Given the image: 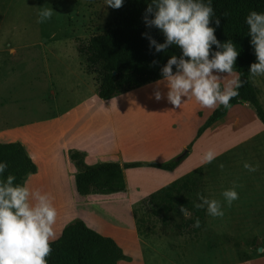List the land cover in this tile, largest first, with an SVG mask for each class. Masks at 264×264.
<instances>
[{
	"label": "crops",
	"instance_id": "1",
	"mask_svg": "<svg viewBox=\"0 0 264 264\" xmlns=\"http://www.w3.org/2000/svg\"><path fill=\"white\" fill-rule=\"evenodd\" d=\"M159 80L152 83L155 84ZM146 87L147 85L141 86L128 94L114 95L106 100H101L96 95L85 98L83 103L86 105V119H81L82 129L77 128L80 131L76 134V140L70 133L67 138L62 132L61 135L55 136L54 145L47 149L42 147L43 141L32 139L25 134L18 135L7 133L5 129L0 130V143L18 142L35 165V173L28 175L22 184L27 183L35 190L34 185L37 182L55 176L65 184L62 188V192L66 193L65 200L62 204L54 205L57 210L54 231L59 236L62 228L69 222L75 219L82 221L89 229L111 238L121 249L126 259L116 264H219V258L208 257V262L205 257V248L214 249L217 244L211 240L212 244L208 242L209 244L205 245L207 241L204 233L207 230L213 234L219 233L221 226L217 220L220 217L211 216V224L203 227L200 223L198 228L193 227L195 220L198 218L200 221L204 213L210 217L206 209H196L193 205L200 202L197 194L220 200L223 204L221 193L236 182L240 185L235 189L239 199L235 200L231 207L224 205V216H243L256 220L254 226H249L248 231L253 234L251 239L256 238L260 242L264 252V226H261L264 219L263 124L252 119V128L237 136L236 126L239 119L235 114L240 112L250 118L251 112L246 103L235 104L196 137L193 144H181L180 150L172 152L163 138L172 132V125L183 123L182 118H185L184 122L192 119L197 124L202 119H199L201 117L198 109L190 103L191 105H186L189 109L184 117L173 121L170 119L171 113H164L157 129L145 128L142 129L143 136H130L123 128L124 124L135 121L132 112L137 113V116L139 113L145 117L149 114L153 117L156 115L154 110H148L145 101L136 103L142 96L141 91ZM124 102L125 107H120ZM186 102L189 103L187 100ZM84 104L75 105V113ZM9 137L12 140L6 141ZM190 145L191 148L187 150ZM195 149L204 152L211 150L217 153L216 159L209 164H201L203 156H197L199 152ZM73 151L81 154L83 163L87 166L103 162L119 165L132 162L165 163L179 156H183V159L171 171L150 167L123 169L122 191L81 197L76 194L74 187L76 168L68 158L69 152ZM246 162L253 166L259 165L257 171H247L243 167ZM220 164L224 165L223 169L218 167ZM165 189L166 194H160V198L162 195L165 198L168 194V200L179 201L181 206L185 202H192L188 208L191 216L186 218L180 214L181 218H185L184 223L180 220L179 223L178 218L174 222H165L161 213H152L147 208L146 202L149 198ZM153 218L156 219L157 225L152 221ZM189 221L191 222L188 223ZM189 228L192 238L190 241L183 240L179 245L177 239L186 237ZM193 234L195 236H192ZM245 263L264 264V254L261 253V256Z\"/></svg>",
	"mask_w": 264,
	"mask_h": 264
},
{
	"label": "rangeland",
	"instance_id": "2",
	"mask_svg": "<svg viewBox=\"0 0 264 264\" xmlns=\"http://www.w3.org/2000/svg\"><path fill=\"white\" fill-rule=\"evenodd\" d=\"M41 8H51L54 11L52 18L45 23H37V13ZM114 22L115 14L105 5V0H0V130L25 134L43 141L42 147L46 149L54 145L55 136L62 132L67 138L70 133L76 140V134L80 131L77 128L82 129L81 119H86L84 99L94 97L98 86V77L87 69L77 48ZM249 84L256 91L264 111V76L249 77ZM146 85L136 103L145 101L147 105H143L148 110H154L155 117L150 114L145 117L141 113L137 116V113L132 112L135 121L124 124L123 129L130 136L141 137L144 132L142 129L158 128L164 113H171L170 119L175 121L186 115V110L189 109L186 105L192 103L198 109L199 119H202L198 122L200 124L192 119L184 122L185 118H182L183 123H174L172 132L163 138L172 152L180 150L181 144H193L197 129L213 110L202 108L194 98L185 99L180 108H174L166 98L160 101L153 98L156 90L165 94L167 92L162 79L155 84L150 82ZM131 90L133 89L117 95L128 94ZM80 104L84 105L78 108L80 113L77 114L73 108ZM125 105L126 102L120 107ZM249 110L250 118L240 112L235 114L239 119L237 136L252 128V119L260 122L250 107ZM10 140L12 138L9 137L6 141ZM198 152L199 157L205 153L201 149ZM63 187L65 184L56 176L44 178L34 185L35 190L50 196L53 206L62 204L65 200ZM155 220L152 219L157 225ZM211 220V216L207 217L204 213L200 223L204 227L211 224ZM217 221L221 226L219 233L213 234L208 230L204 233L207 241L205 245L211 240L217 244L214 249L205 248L207 259L219 258V264H246L250 259L264 254L263 246L256 238L251 239L253 234L248 231L256 220L243 216H223ZM262 222L261 226H264V219ZM191 238L189 228L186 237L177 241L181 245L183 240L190 241Z\"/></svg>",
	"mask_w": 264,
	"mask_h": 264
},
{
	"label": "trees",
	"instance_id": "3",
	"mask_svg": "<svg viewBox=\"0 0 264 264\" xmlns=\"http://www.w3.org/2000/svg\"><path fill=\"white\" fill-rule=\"evenodd\" d=\"M211 2L215 16L209 26L215 28V36L221 43L228 40L234 43L239 52L234 71L241 73V78L246 81L239 89L240 95L232 99L230 105L246 103L264 126V111L255 90L249 84V65L256 62V57L245 24V18L251 11L264 13V0H211ZM149 3L151 0H124L123 6L119 9L109 7L115 14L113 25L90 37L77 48L78 54L84 58L87 69L98 77L97 98L106 100L122 91L162 79L161 70L169 57L181 55V50L176 46L169 47L166 52L156 53L154 47H150L148 39L142 36V33H147L157 43L164 42L163 34L154 27H146L143 21L145 8ZM216 18L220 21L218 27L215 24ZM213 50L218 49L213 46ZM154 60L159 63L150 66ZM173 70L175 71V67ZM225 111L223 106L213 110L197 129L195 138L221 118ZM68 158L76 168L75 192L83 197L89 194L106 195L122 191L123 169L150 167L171 171L180 163L183 156L165 163L132 162L119 165L103 162L93 166L85 165L81 154L75 151L69 152ZM0 161L8 164L4 178L8 174H13L17 184H22L28 175L35 173V165L18 142L0 143ZM166 190L152 195L146 202L147 208L152 213H161V218L165 222H174L178 218V221L184 223L185 218L180 217V202L168 200V194L164 196L165 198L163 195L162 198L159 197L160 194H166ZM191 203L185 202L182 206L188 209ZM169 211L172 212L168 213ZM51 248L47 264H116L126 259L111 238L89 229L78 219L62 228L58 238L51 243Z\"/></svg>",
	"mask_w": 264,
	"mask_h": 264
},
{
	"label": "clouds",
	"instance_id": "4",
	"mask_svg": "<svg viewBox=\"0 0 264 264\" xmlns=\"http://www.w3.org/2000/svg\"><path fill=\"white\" fill-rule=\"evenodd\" d=\"M123 3L124 0H105V5L112 9L121 8ZM53 13L51 8H41L37 23L49 21ZM214 16L211 0H151L147 5L143 15L145 26L158 29L164 36V42L157 43L142 33L150 47L156 53L166 52L171 46L181 50V55L170 56L161 70L167 92L154 91L156 101L166 98L174 108H180L185 99L194 98L202 108L215 110L221 106L229 108L230 101L240 95L239 89L246 81L241 73L234 71L239 52L231 40L221 43L216 38L215 28L209 26ZM219 23L216 18L217 27ZM245 24L256 57V62L249 65V75L264 76V13L251 11ZM213 46L218 50L214 51ZM158 63L154 60L150 66ZM216 156L211 150L205 152L201 164L211 163ZM218 167L223 169L224 165ZM243 167L255 172L259 165L246 162ZM7 168V162L0 161V264H47L51 243L58 238L53 227L57 210L47 193L33 190L27 183H15L13 174L4 178ZM237 187L240 185L233 182L231 188L221 193L223 204L197 194L200 202L193 206L206 209L209 216L223 217L224 205L231 207L239 199ZM179 210L186 218L191 216L184 206ZM199 226L197 218L193 227Z\"/></svg>",
	"mask_w": 264,
	"mask_h": 264
}]
</instances>
